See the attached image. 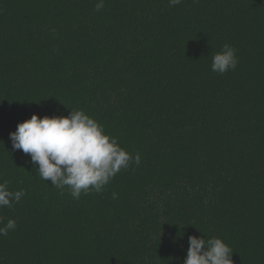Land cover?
I'll return each instance as SVG.
<instances>
[{
	"label": "trees",
	"instance_id": "obj_1",
	"mask_svg": "<svg viewBox=\"0 0 264 264\" xmlns=\"http://www.w3.org/2000/svg\"><path fill=\"white\" fill-rule=\"evenodd\" d=\"M96 2L0 0V183L26 192L0 264H183L192 235L264 264V0ZM71 109L142 158L79 200L9 138Z\"/></svg>",
	"mask_w": 264,
	"mask_h": 264
},
{
	"label": "clouds",
	"instance_id": "obj_2",
	"mask_svg": "<svg viewBox=\"0 0 264 264\" xmlns=\"http://www.w3.org/2000/svg\"><path fill=\"white\" fill-rule=\"evenodd\" d=\"M182 0H168L169 7ZM105 0H97L100 11ZM237 49L225 43L212 56L211 71L223 75L235 70L239 58ZM13 150L30 155L36 175L60 190L67 189L74 200L92 192L102 193L105 187L122 171L142 163L141 154L129 152L118 138L107 133L103 124L83 109L73 110L67 116L33 114L18 123L9 134ZM26 195L25 190L13 191L9 181L0 183V209L12 208ZM116 193H113V198ZM17 227L15 219L6 222L0 216V236H7ZM189 247L183 264H234L233 250L221 238H188Z\"/></svg>",
	"mask_w": 264,
	"mask_h": 264
}]
</instances>
